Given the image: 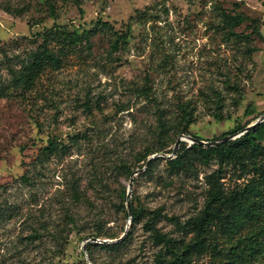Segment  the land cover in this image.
Wrapping results in <instances>:
<instances>
[{"label":"rangeland","instance_id":"1","mask_svg":"<svg viewBox=\"0 0 264 264\" xmlns=\"http://www.w3.org/2000/svg\"><path fill=\"white\" fill-rule=\"evenodd\" d=\"M6 4L23 7L22 15L7 12ZM55 25L80 34L91 30L90 41L65 47L63 65L46 68L32 89L16 87L3 61L16 65L15 56L39 50L41 34ZM118 34L127 37L113 50ZM0 47L7 53L0 50V264L42 262L41 246L24 245L35 231L40 235L37 244L43 235L50 239L49 232L58 236L69 181L81 178V187L94 200L100 188L93 176L95 162L104 164L107 154L118 152L132 168L142 166L132 154L157 144L160 112L170 123V135L176 142L182 139L177 153L182 142L191 145L188 135L234 138L241 131H232L264 114V0H0ZM51 48L59 50L60 45L53 42ZM187 121L188 133L179 134ZM76 135L77 144L72 140ZM51 140L68 150L44 156ZM176 142L170 140L158 153L163 160L156 175H166L167 155ZM249 177L239 165L212 156L197 163L191 175L174 174L169 185L136 175L132 196L135 206L162 207L185 222L204 214L220 190L242 187ZM129 181L121 176L112 188H128ZM182 191L191 193L189 201L178 200ZM95 201L107 207L104 213L85 202L80 207L89 228L91 218L100 222L102 217L107 221L100 223L103 230L119 234L130 228L131 215L125 216L121 198ZM157 226L163 233L181 234L166 220ZM87 233L69 235L61 260L93 264L86 253L91 239H83ZM223 238V246L235 241ZM131 242L116 264H166L172 259L164 253L165 261L158 260L164 246L143 222L136 224ZM112 252L95 249L100 264ZM219 263L210 250L194 261ZM258 264H264V257Z\"/></svg>","mask_w":264,"mask_h":264},{"label":"trees","instance_id":"2","mask_svg":"<svg viewBox=\"0 0 264 264\" xmlns=\"http://www.w3.org/2000/svg\"><path fill=\"white\" fill-rule=\"evenodd\" d=\"M52 7V6H51ZM4 9L14 15L21 16L23 7H14L6 4ZM258 25L260 22L255 21ZM90 31H84L81 34L77 31L70 32L65 26H53L49 30H45L41 36L44 40L42 47L39 50L29 52L26 57L20 55L15 56L17 64H12L11 61H3L6 64L11 78L16 87L32 89L36 80L46 68L59 69L63 65L66 55L65 47H70L78 41L85 39L89 42ZM126 34H118L112 41L111 48L117 50ZM55 42L60 45L57 48H51V43ZM1 52L6 53L3 47H0ZM145 92V91H144ZM148 94V93H147ZM160 112L158 131L155 133L157 144L154 146H145L142 152L132 154V157L143 161L142 166L136 168L131 167V162L125 155H120L118 152L107 154L106 162L100 164L95 162L94 175L100 188L95 193V199L104 200L115 197L121 198V207L125 212V216L129 217V211L126 207L127 187L124 186L121 190L113 189V184L116 183L121 176L130 180L132 174L137 169H142L148 158L163 151L170 140L174 142V136L170 135V123H167ZM189 120V118H186ZM190 121L180 128L179 134L188 133ZM248 125L242 126L231 132L232 135L244 130ZM77 135L73 137L74 143H78ZM196 138L203 139L199 136ZM225 137V135L223 136ZM221 137V138H223ZM220 139V138H219ZM264 122L256 125L254 128L244 133L243 135L228 140L222 144L214 146H204L192 144L187 146L182 142V148L173 159H167L166 175L160 173L156 175L155 170L163 158H155L152 160L146 170L141 171L140 177H151L158 185H169L173 181L174 174L180 176L181 172L192 174L196 169L197 163H207L212 156L218 157L222 161H227L235 166L239 165L243 173L250 175L248 182L242 187L235 188L229 192L215 194L211 197L210 203L204 214L189 218L182 222L180 217L172 214L168 215L163 212V208H145L141 205L135 206L134 196L130 199L131 209V225L128 230H122L121 233H113L110 230H103L100 223L107 222L104 217L102 221L95 222L94 218L90 219V226L86 225L84 216L81 214V203L85 202L93 209H98L99 214L106 211L105 205L101 203L98 206L95 199H91L81 187L80 179L73 177L64 190L63 201L68 205L67 209L62 211L61 222L57 224L58 236L56 232L51 233V240L42 236L37 244L40 235L35 231L30 235V240L24 245L25 249L37 248L41 246L42 262L38 264H67L61 260V252L67 242L69 235L76 231H88L83 239L97 238L103 239H118L124 232V237L117 242L100 243L98 241H89L87 244V254L93 264H100L95 249L113 250L110 258L101 264H116L122 261L125 251L122 249L132 241L133 231L136 224L143 222V228L146 231L152 232L155 242L164 246V252L158 256L160 262L165 261L167 255H172V259L166 261V264H194L195 259L210 250L213 257L219 258V264H258L260 258L264 257ZM59 141L51 140L47 146L43 148L44 156L59 155L68 150L66 144H59ZM136 177V176H135ZM134 178V183L137 182ZM67 194V195H66ZM178 200L181 202L189 201L191 193L189 191L179 192ZM182 194V195H181ZM111 203H113L111 201ZM64 206V205H63ZM74 207V208H73ZM92 211V209H91ZM109 213V212H108ZM146 218V220H144ZM168 221L175 225L176 231L181 234L169 235L161 232L158 229V223ZM94 224L97 226L95 229ZM47 224H43L47 229ZM210 225L215 226V230L210 228ZM192 233V234H191ZM39 235V236H38ZM230 237L235 241L229 246L220 245V239ZM132 243V242H131ZM85 253H83L84 255ZM60 258V259H58ZM26 264V262H25Z\"/></svg>","mask_w":264,"mask_h":264},{"label":"water","instance_id":"3","mask_svg":"<svg viewBox=\"0 0 264 264\" xmlns=\"http://www.w3.org/2000/svg\"><path fill=\"white\" fill-rule=\"evenodd\" d=\"M264 122V114L262 116H260L255 122L251 123L250 125H248L244 130H242L238 135H236V137L233 138V136H225L219 140H204V139H199V138H196V137H193V136H190L188 135L187 138L191 141V145L192 144H199V145H204V146H214V145H218V144H221V143H224L228 140H231V139H235L241 135H243L244 133L248 132L249 130H251L252 128H254L256 125L260 124ZM182 139L179 138L176 142V147L175 149L173 150V153L170 154V155H167L168 158L170 159H173L176 157V153H177V148L180 144V141ZM161 154H153L151 155L145 166L142 168V169H137L136 171L133 172L131 178H130V181H129V185H128V189H127V207H128V211H129V214L131 215V209H130V199L132 197V193H133V187H134V178L137 174H139L141 171H144L147 169V167L150 165V163L152 162L153 159L157 158V157H160ZM91 241H98L100 243H103V242H111L112 240L110 239H103V240H100V239H97V238H91Z\"/></svg>","mask_w":264,"mask_h":264}]
</instances>
